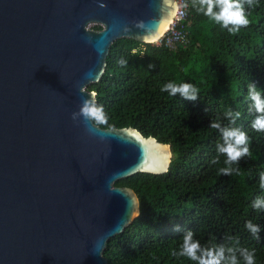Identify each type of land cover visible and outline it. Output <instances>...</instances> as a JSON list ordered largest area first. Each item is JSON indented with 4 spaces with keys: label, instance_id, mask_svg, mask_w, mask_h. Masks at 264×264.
Here are the masks:
<instances>
[{
    "label": "water",
    "instance_id": "1",
    "mask_svg": "<svg viewBox=\"0 0 264 264\" xmlns=\"http://www.w3.org/2000/svg\"><path fill=\"white\" fill-rule=\"evenodd\" d=\"M177 9V0H0V264H108L107 242L140 214L136 192L115 182L165 174L171 151L80 111L95 103L87 87L111 44H152Z\"/></svg>",
    "mask_w": 264,
    "mask_h": 264
},
{
    "label": "trees",
    "instance_id": "2",
    "mask_svg": "<svg viewBox=\"0 0 264 264\" xmlns=\"http://www.w3.org/2000/svg\"><path fill=\"white\" fill-rule=\"evenodd\" d=\"M186 2V0H185ZM189 4V44L171 51L132 39L114 41L99 82L87 87L102 108L101 130L133 128L145 138L168 144L171 162L163 175L136 174L115 186L133 189L140 214L126 230L111 238L103 251L108 264H194L174 256L180 238L191 229L202 244L239 241L254 249L256 264H264V211L252 208L264 172V132L251 127L247 84L264 90V0L246 10L249 25L236 34L211 21ZM101 31L93 25L90 29ZM126 61L125 64L119 63ZM152 65V67H149ZM168 82L191 83L199 90L195 101L170 96ZM241 113L236 126L250 137L252 157L239 161V172L222 175L218 163L220 134L210 120L227 124L224 113ZM261 226L260 239L244 227L247 220Z\"/></svg>",
    "mask_w": 264,
    "mask_h": 264
},
{
    "label": "clouds",
    "instance_id": "3",
    "mask_svg": "<svg viewBox=\"0 0 264 264\" xmlns=\"http://www.w3.org/2000/svg\"><path fill=\"white\" fill-rule=\"evenodd\" d=\"M257 2L258 0H190L194 9L233 35L238 33L241 28L249 25L245 6L254 7ZM100 6L104 7L105 5L101 4ZM188 6L186 0L184 7ZM140 26L137 24V27ZM155 42L151 45L159 47L155 45ZM119 63L125 64L126 61ZM161 91L167 92L170 96L179 94L182 99L188 101H195L199 97L197 87L187 82L180 84L165 83L161 87ZM247 99L250 101L249 111L255 114L251 121L252 129L257 132H264V90L259 89L255 83L249 82L247 84ZM80 115L94 119L98 123L105 122L102 108L90 104L87 100L83 103ZM240 117L239 111L228 109L224 113V118L228 121L227 124L222 123L219 119H213L209 122V127L217 130L220 134V142L215 146L217 157L213 159L212 163H218L220 156L225 157L223 161L225 166L219 169V173L222 175L238 173L239 168L233 167V165H238L244 157H252L248 133L236 126ZM259 187L264 190V172L259 174ZM252 208L257 211H264V196H257L252 201ZM244 227L255 239H260L261 226L259 224L249 219ZM180 240L179 250L174 251L173 255L187 258L194 264H256L255 250L239 246L238 240L232 239L231 243L218 242L215 237H212L207 243L202 244L191 229L185 231Z\"/></svg>",
    "mask_w": 264,
    "mask_h": 264
},
{
    "label": "built area",
    "instance_id": "4",
    "mask_svg": "<svg viewBox=\"0 0 264 264\" xmlns=\"http://www.w3.org/2000/svg\"><path fill=\"white\" fill-rule=\"evenodd\" d=\"M177 3L178 9L174 20L165 34L155 42V45L169 50H177L179 46L186 47L190 42L187 24L190 7H184L185 0H177Z\"/></svg>",
    "mask_w": 264,
    "mask_h": 264
},
{
    "label": "bare ground",
    "instance_id": "5",
    "mask_svg": "<svg viewBox=\"0 0 264 264\" xmlns=\"http://www.w3.org/2000/svg\"><path fill=\"white\" fill-rule=\"evenodd\" d=\"M169 24H171V23H169ZM169 24H168V27L166 28V30L163 32V34H162V35H164V34H165V32L168 30V28H169ZM162 35H160L159 37H161ZM159 37H158V38H159ZM158 38H157V39H158ZM157 39H155L153 42H155Z\"/></svg>",
    "mask_w": 264,
    "mask_h": 264
},
{
    "label": "rangeland",
    "instance_id": "6",
    "mask_svg": "<svg viewBox=\"0 0 264 264\" xmlns=\"http://www.w3.org/2000/svg\"><path fill=\"white\" fill-rule=\"evenodd\" d=\"M93 27V25H89V29H91Z\"/></svg>",
    "mask_w": 264,
    "mask_h": 264
}]
</instances>
